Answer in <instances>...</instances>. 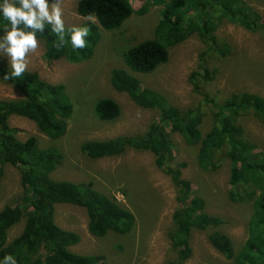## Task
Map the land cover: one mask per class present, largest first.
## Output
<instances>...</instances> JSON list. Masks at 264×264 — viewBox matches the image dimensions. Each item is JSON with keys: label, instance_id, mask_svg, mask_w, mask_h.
<instances>
[{"label": "trees", "instance_id": "obj_1", "mask_svg": "<svg viewBox=\"0 0 264 264\" xmlns=\"http://www.w3.org/2000/svg\"><path fill=\"white\" fill-rule=\"evenodd\" d=\"M150 1L163 7L154 38L124 52V64L132 74L150 75L168 62L170 48L196 36L205 47L197 71L189 77L196 94H200V78L206 82L215 79L216 71L209 69L208 60L213 56L225 58L228 54L227 45L219 46L215 35L223 21L264 36V23L260 24L259 14L242 0ZM75 11L87 22L74 28L90 29L88 37H82L87 41L86 47L74 50L70 43L73 28L66 27L67 42L56 47L58 37L50 26H46L38 41L44 46L43 60L48 64L88 62L101 40V31L119 30L133 12L127 0H78ZM89 16L94 20L88 19ZM6 24L7 21L0 19V35ZM7 71L10 76L11 71L0 65V78L14 86L22 99L0 101V179L6 166L18 169L23 195L21 203L0 211V259L12 255L17 264H99V258L70 251L81 239L78 234L55 224V206L70 205L84 210L87 232L95 239H102L109 233L129 234L135 225L134 216L121 208L114 197L95 191L93 183L79 185L51 178L62 163L60 152L41 149L34 137L20 142L17 130L9 126V119L23 118L34 123L37 130L52 141L62 138L73 113L65 87L50 85L38 74L26 71L19 78L6 79ZM109 82L114 91L126 94L137 107L156 111L157 120L144 134L136 137L83 143L79 147L80 153L92 161L120 157L129 150L153 155L155 167L170 179L178 205L167 235L176 264H184L192 257L194 231L217 228L222 221L204 213V201L192 191L191 183L182 179L186 164L175 163L171 135L179 136L187 147L198 148L196 164L202 172L218 169L217 155L227 159L231 168L229 202L248 203L252 207L247 224L248 237L237 252L231 240L219 233L208 234V243L232 264H264V155H252L255 147L244 140L243 129L237 125L240 117H251L264 126V98L239 93L218 103L201 93L202 102L211 109L210 114H206L202 106L182 110L170 105L161 94L142 88L140 82L126 71H112ZM94 112L99 121L106 123L117 120L121 114L119 105L109 99L99 100ZM206 115H210L211 127L202 135L200 127ZM21 221H24L21 234L9 240V231Z\"/></svg>", "mask_w": 264, "mask_h": 264}, {"label": "rangeland", "instance_id": "obj_2", "mask_svg": "<svg viewBox=\"0 0 264 264\" xmlns=\"http://www.w3.org/2000/svg\"><path fill=\"white\" fill-rule=\"evenodd\" d=\"M133 12L119 30L101 31V40L94 56L88 62L69 65L64 61L48 64L43 60L44 46L26 57V72L35 73L50 85H63L71 102L73 113L65 135L58 140L43 136L34 123L23 118H10L9 126L17 130V139L25 142L36 138L41 149H57L63 157L61 165L51 174L55 181L74 184L93 183L94 190L114 197L121 208L129 211L135 225L129 234H107L95 239L87 232L86 212L70 205L55 206L54 221L61 229L79 235L81 242L70 249L76 255L96 257L99 264H176L167 235L172 228L171 218L178 208L175 191L170 182L154 165L149 152L127 151L116 158L92 161L83 156L79 147L91 141H109L119 137L144 134L157 120L156 111L144 110L131 102L126 94L110 86V73L128 72L142 88L161 94L177 108L210 107L202 102V94L221 103L233 94L250 93L264 98V36L248 32L235 24L223 21L215 35L218 45H227L225 58L213 56L208 67L216 71L210 82L199 79L200 94L193 90L189 77L197 71L200 55L205 47L193 36L169 49L168 62L150 75L132 74L125 66L123 53L134 46L154 38V29L160 19L162 6L150 0H127ZM259 14L264 23V0H242ZM54 0H49V3ZM78 0H62V19L66 28L87 22L76 15ZM144 7V8H143ZM143 8V11H140ZM4 32L0 35L3 36ZM0 65L11 71L7 57H0ZM202 93V94H201ZM21 93L0 78V101H18ZM116 102L121 110L117 120L101 122L94 107L99 100ZM206 106V107H205ZM237 125L243 129L244 140L255 149L252 155H264V126L251 117H240ZM211 127L206 115L200 130L205 135ZM174 143L175 163H185L182 179L191 183L192 191L205 203L204 213L222 221V225L205 232L194 231L191 236L192 257L184 264H232L219 255L208 243V234L219 233L231 240L234 251H240L248 237L247 224L251 215L250 204H232L227 198L230 190V161L217 155L218 169L202 172L196 164L198 148L187 147L177 135ZM23 189L18 169L6 166L0 179V211L6 206L21 203ZM24 221L8 233L12 240L21 234Z\"/></svg>", "mask_w": 264, "mask_h": 264}, {"label": "clouds", "instance_id": "obj_3", "mask_svg": "<svg viewBox=\"0 0 264 264\" xmlns=\"http://www.w3.org/2000/svg\"><path fill=\"white\" fill-rule=\"evenodd\" d=\"M62 0H0V19L7 21L0 36V57H7L11 74L6 79L21 77L27 68L26 57L38 48V36L50 26L52 33L58 37L56 47H62L65 39V26L62 19ZM88 19L94 20L89 16ZM90 29L87 27L73 28L70 31V43L74 50L83 49ZM0 264H17L12 255H5Z\"/></svg>", "mask_w": 264, "mask_h": 264}]
</instances>
